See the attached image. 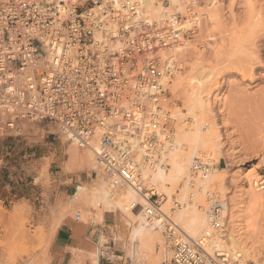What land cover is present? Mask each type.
I'll return each instance as SVG.
<instances>
[{
  "label": "built area",
  "instance_id": "1",
  "mask_svg": "<svg viewBox=\"0 0 264 264\" xmlns=\"http://www.w3.org/2000/svg\"><path fill=\"white\" fill-rule=\"evenodd\" d=\"M155 4L159 16L142 0H0V134L29 124L55 128L92 152L110 186L146 194L143 168L165 161L175 144L169 79L181 67L173 53L190 48L202 15L199 0H185L180 11L170 0ZM209 170L201 158L193 162V175ZM255 184L264 189V154ZM147 200V218L174 264H245L240 252L209 249L213 234L229 239L227 196L205 193L198 205L209 228L197 239L175 217L180 201L164 211L160 195Z\"/></svg>",
  "mask_w": 264,
  "mask_h": 264
},
{
  "label": "rangeland",
  "instance_id": "2",
  "mask_svg": "<svg viewBox=\"0 0 264 264\" xmlns=\"http://www.w3.org/2000/svg\"><path fill=\"white\" fill-rule=\"evenodd\" d=\"M216 1L199 0L200 29L187 57L183 56L180 71H189L191 62L198 58L211 68L216 67L221 75L213 86L218 85L219 89L213 88L217 95L212 98L214 114L208 120L215 122L216 131L221 132L217 166L221 171L218 177L225 186L224 191L218 187L211 189L230 199L233 220L228 224L229 234L240 233L252 250L250 256L243 254L244 263L264 264V202L250 200L248 182L246 178L240 179L242 171L256 164L254 174L258 178L264 154V0ZM229 60H236L237 66ZM248 66L253 68L252 78ZM246 68L249 70L245 71ZM175 91L174 110L186 111L187 95L183 87ZM69 146L57 129L38 124L25 125L20 134H0V155L7 157V166H14L11 171L17 172V167L23 164L22 172L27 173L35 188L34 196L13 202L0 200V264H88V254L97 249L99 264H135L128 252L130 228L125 222L115 213L107 212L103 222L96 223L89 206L71 200L77 184L89 186V193L97 187L94 179L98 170L89 166L78 169L74 164L73 167L66 152ZM77 213L82 216L80 220H76ZM75 225L83 226L78 243L67 249L54 244L61 230ZM103 234L106 242L101 243ZM152 260L156 259L151 255ZM160 264L174 263L170 259Z\"/></svg>",
  "mask_w": 264,
  "mask_h": 264
},
{
  "label": "bare ground",
  "instance_id": "3",
  "mask_svg": "<svg viewBox=\"0 0 264 264\" xmlns=\"http://www.w3.org/2000/svg\"><path fill=\"white\" fill-rule=\"evenodd\" d=\"M184 1L185 0H170L171 5L176 7L179 11L183 10L185 7ZM154 4L155 0H142L143 9L150 11L154 16H159L161 6ZM187 25L191 26V21H189ZM252 42L253 41H250V43ZM252 46L254 47V44ZM247 52L250 53V51ZM249 53L248 55H250ZM173 54L180 63L179 68H183V63L185 61L183 56L186 55L185 57H187V50L177 49ZM255 54L253 56L254 59L251 57L253 60L257 59L255 58ZM248 55L246 54V56ZM166 57L168 58L169 56ZM248 61L251 64L250 58ZM234 62H231V64L233 63L237 66V62ZM222 63L225 65V62ZM228 65H230L229 62L226 66L229 67ZM252 67H254L253 64ZM223 68L224 66L221 69ZM248 68H250V70L247 68V70H244H249L250 72L253 69L251 66H248ZM222 71L223 70H221V72ZM249 72H247V75ZM219 75L220 73L218 74L216 67L211 68L204 64L201 59L197 58L191 62V69L189 71L179 70L174 77L169 79L172 92H176L175 90L183 87L185 95H187L185 100L187 110L175 111V117L178 118V120L175 121V144L173 148L169 149L166 154H164L165 161L161 160L153 168L148 166L143 168L145 173L144 184L147 190H149L146 194L139 193L130 186L121 188L110 186L106 179L101 176L102 174L96 165L91 151H83L72 144H70L66 151L68 154V161L72 163V166L74 164L78 169L89 166L98 170L97 178L94 179L97 187L93 188L89 193V186L85 185L81 187L80 185L78 190L72 195L71 200L79 203L84 202L89 206L91 214L93 213L95 215L93 221L96 223L98 220L103 222L106 211L114 212L119 216L123 220L122 222H125V226L130 228L127 247L135 264H160L162 261H168L172 257L170 249L166 246L162 231L147 218L146 208L149 203L147 196L150 194L155 193L163 197L162 209L164 211H169V208L173 206L174 198L179 199L181 207L177 209L175 217L188 236L197 239L209 228L208 216L198 204L204 202L205 193L208 190L214 191L211 189L212 187H218L221 188V191H224L225 186L224 180L218 177L221 171L217 166L221 146L218 134L221 132L218 133L216 131L217 125L215 122H210L208 120V118H211L214 114L211 109L213 108V102L211 101H213L212 98L215 97L214 94H216L213 88L215 90L219 89L218 85L213 87L218 83ZM253 75L251 71L250 77L252 78ZM196 158H201L210 165V170L206 176L192 174L191 167ZM257 168L258 164L253 165L247 171H242L240 173V179L246 178L248 182L249 187H247L246 190H249L248 194L252 197L250 200L256 202L261 201L263 203L264 189L257 188L255 184L257 177H255L256 175L254 173L257 172ZM192 192L196 194V200L191 202L189 196ZM230 209L229 207L231 222L233 220V215ZM128 227H126V229ZM116 229H118L117 225ZM120 235L121 234H119V238L121 237ZM123 236L125 237V235ZM100 242H106L104 234L101 235ZM246 243L247 242L241 238L240 233L238 235L230 232L228 240H224L219 234H213L209 240V249L224 247L231 254L240 252L241 259L244 262V255L250 256L252 251L249 249L250 247H247L248 245H246ZM90 253V256L88 254L87 257L89 258L88 264H99V249ZM151 255L156 260L150 261ZM147 257L149 258L147 259Z\"/></svg>",
  "mask_w": 264,
  "mask_h": 264
},
{
  "label": "crops",
  "instance_id": "4",
  "mask_svg": "<svg viewBox=\"0 0 264 264\" xmlns=\"http://www.w3.org/2000/svg\"><path fill=\"white\" fill-rule=\"evenodd\" d=\"M6 158L7 157L5 155H0V200L3 202H13L15 200H19V198H25L29 195L34 196L35 188L33 186V182L28 181L27 173L22 172L24 165L21 164L18 166L16 170L17 172H14L13 170L11 171V169H15V167H8ZM7 173L8 175H6ZM107 212L110 211H106L105 214ZM82 232V225L70 226L67 231L61 230L58 233L54 240V244L67 249L70 246H74V243H78L81 240Z\"/></svg>",
  "mask_w": 264,
  "mask_h": 264
}]
</instances>
